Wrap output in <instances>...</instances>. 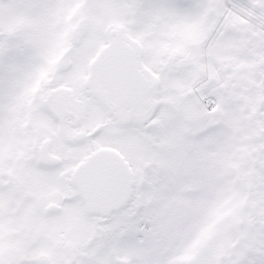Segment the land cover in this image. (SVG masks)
Segmentation results:
<instances>
[{
	"label": "snow or ice",
	"instance_id": "6c2138e0",
	"mask_svg": "<svg viewBox=\"0 0 264 264\" xmlns=\"http://www.w3.org/2000/svg\"><path fill=\"white\" fill-rule=\"evenodd\" d=\"M0 264H264V0H0Z\"/></svg>",
	"mask_w": 264,
	"mask_h": 264
}]
</instances>
